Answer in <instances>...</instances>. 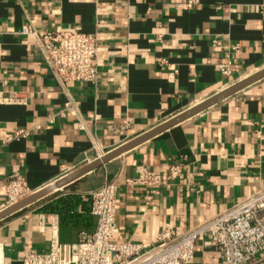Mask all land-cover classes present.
<instances>
[{
  "label": "crops",
  "instance_id": "obj_1",
  "mask_svg": "<svg viewBox=\"0 0 264 264\" xmlns=\"http://www.w3.org/2000/svg\"><path fill=\"white\" fill-rule=\"evenodd\" d=\"M23 26L97 34L100 82L57 83ZM262 70L264 0H0V96L24 97L0 103V213L14 175L34 194L52 188L0 221L1 263L48 252L52 239L72 245L92 235L89 194L109 181L117 184L114 240L140 245L168 228L182 234L263 189L264 78L57 186ZM142 169L164 183L136 185ZM71 201V219L49 210ZM191 264H221L220 255L206 239Z\"/></svg>",
  "mask_w": 264,
  "mask_h": 264
},
{
  "label": "built area",
  "instance_id": "obj_2",
  "mask_svg": "<svg viewBox=\"0 0 264 264\" xmlns=\"http://www.w3.org/2000/svg\"><path fill=\"white\" fill-rule=\"evenodd\" d=\"M20 34L33 40L43 64L60 85L100 82L99 56L104 48L97 34L39 32L29 26H23ZM218 70L228 76L229 64L219 65ZM23 102L19 92H12L7 98L0 96L1 104ZM66 106L72 111L70 104ZM109 130L117 133L112 126ZM15 136L23 137L25 133L18 131ZM178 175V168H171L170 177ZM163 183L158 174L148 169H142L135 181L143 187H159ZM33 194L25 181L14 175L5 185V207ZM116 194L115 181L90 192L91 215L96 219L92 235L82 233L80 241L72 245L52 239L48 252L31 250L22 256L21 264H191L197 242L206 239L220 255L221 264H264V188L182 234L168 228L147 245L114 240L119 232Z\"/></svg>",
  "mask_w": 264,
  "mask_h": 264
},
{
  "label": "water",
  "instance_id": "obj_3",
  "mask_svg": "<svg viewBox=\"0 0 264 264\" xmlns=\"http://www.w3.org/2000/svg\"><path fill=\"white\" fill-rule=\"evenodd\" d=\"M264 78V70L258 72L257 74L247 78L246 80H243L241 82H238L237 84L229 87L228 89L224 90L223 92L215 95L214 97H212L211 99L207 100L206 102H203L202 104L188 110L187 112L175 117L174 119H172L171 121H169L168 123L152 130L151 132L137 138L136 140L130 142L129 144L117 149L116 151H114L113 153L107 155L106 157L102 158L101 160L97 161L96 163H94L91 166H88L86 168H84L83 170H80L79 172L73 174L72 176H70L69 178L63 180L62 182H59L57 184V186H61L65 183H68L72 180H75L79 177H81L82 175L95 170L97 168L102 167L104 164H107L108 162H110L111 160L115 159L116 157L120 156L121 154L137 147L138 145L150 140L151 138L159 135L160 133H163L164 131L186 121L187 119L209 109L210 107L224 101L225 99L237 94L238 92L244 90L246 87L250 86L251 84L261 80ZM52 188H48L45 190H41L37 193H35L34 195L26 198L25 200L7 208L6 210H4L3 212L0 213V221L13 215L14 213L23 210L24 208L32 205L33 203L37 202L39 199L43 198L48 192L49 190Z\"/></svg>",
  "mask_w": 264,
  "mask_h": 264
},
{
  "label": "trees",
  "instance_id": "obj_4",
  "mask_svg": "<svg viewBox=\"0 0 264 264\" xmlns=\"http://www.w3.org/2000/svg\"><path fill=\"white\" fill-rule=\"evenodd\" d=\"M72 203H73L72 201L69 203H61L63 205L62 208H60L57 205L56 207L51 208L49 210L57 212L62 220L66 219V218L71 219V218H73V215H71L70 213H71L73 205H74V204L72 205ZM74 219H76V217Z\"/></svg>",
  "mask_w": 264,
  "mask_h": 264
}]
</instances>
